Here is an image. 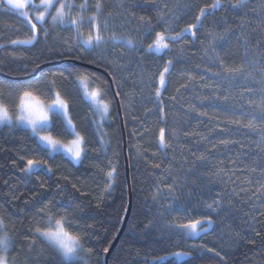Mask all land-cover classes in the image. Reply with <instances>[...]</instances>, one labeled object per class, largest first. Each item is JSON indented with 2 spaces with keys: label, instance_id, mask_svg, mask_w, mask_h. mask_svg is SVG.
Here are the masks:
<instances>
[{
  "label": "trees",
  "instance_id": "16d2710c",
  "mask_svg": "<svg viewBox=\"0 0 264 264\" xmlns=\"http://www.w3.org/2000/svg\"><path fill=\"white\" fill-rule=\"evenodd\" d=\"M72 2L78 5L83 0ZM215 2L124 0L121 7L120 0H105V14L111 11L113 17L112 31L104 35L107 38L114 32L116 40H109L92 55L78 50L74 31L52 26L50 20L44 25L50 33L47 39L38 32L32 45H12L13 39L29 38L30 25L15 12L0 9V73L11 77L0 76V84L22 91L38 81L55 79L54 91L68 101L75 130L84 137V154L75 164L64 154L49 151L46 156L37 151L30 129L0 125V215L7 225L0 236L6 232L12 240L9 264H46L51 254L48 242L33 236L31 230L34 218L39 220V208L49 201H63L61 213L74 218L73 229L82 236L84 249L79 264H105L103 249H110L128 211L122 129L109 82L95 71L77 65L74 69L88 77L91 90L101 89L109 104V113L101 118L93 104L81 98L83 92L77 93L72 78L60 77L74 61L66 55H81L80 62L107 71L115 77L120 93L133 200L129 221L109 264H144L145 254H150L151 264H193V245L205 246L198 251L195 264H264V143H258L264 136V121L253 119L264 106L260 92L264 84L252 82L264 80V72L252 80L245 78L252 58H264V0H248L239 10L208 8L201 18L203 28L194 30L195 38L185 33L179 42L166 41L170 50L144 51L155 32L175 35L196 23L200 8ZM72 15L78 12L74 10ZM141 15L154 28L150 38H145L148 25L140 23ZM161 15L164 20L159 19ZM37 27L41 25L37 23ZM81 32L82 39H87V25ZM225 32V38L215 39V47H211L213 37ZM65 39L72 43L71 53ZM127 39L134 41L135 48L119 46ZM113 45H117L114 50ZM169 59L173 64L163 88L159 73ZM109 61H113L111 66ZM51 62L61 64L24 79ZM116 64L123 68L117 70ZM225 67H240L243 74L225 72ZM157 87H161L160 97L155 95ZM32 90L47 99L43 84ZM249 123L254 127H245ZM161 129L166 149L159 143ZM51 131L63 143L74 139L59 124L51 126ZM28 159L45 160L52 172L39 168L34 174L22 171ZM214 199L220 208L218 215L211 214L209 230L191 238L176 227L189 219L204 220L205 205ZM181 205L183 212L177 211ZM207 248L214 251L207 252ZM175 253L189 256L182 260L169 257Z\"/></svg>",
  "mask_w": 264,
  "mask_h": 264
},
{
  "label": "snow or ice",
  "instance_id": "6c2138e0",
  "mask_svg": "<svg viewBox=\"0 0 264 264\" xmlns=\"http://www.w3.org/2000/svg\"><path fill=\"white\" fill-rule=\"evenodd\" d=\"M248 0H235L233 3L232 0H224V3H221L220 0H216L215 3L211 5H205L199 9V15L195 17L196 23L188 24L184 29L179 32H176L175 35L166 37L165 32H155V37L152 42L147 44V47L144 48L145 52L156 51L162 52L169 49V43L167 40L172 42H179L183 39L185 33H190L192 37H196V31L203 28V20L201 19L208 8L216 9L224 7L226 10H239L246 6ZM154 3V0H153ZM124 0H120V6L123 7ZM159 7V5H155ZM105 0H95L92 3V0H83V2L78 5L72 0H39L38 4H33L32 0H0V9L4 11H13L18 14L19 17H22L24 21L30 25V36L26 39H13L10 41L12 45H32L34 41L37 40V33L43 32L44 38L47 39L49 36V29L44 27L45 24L50 22L52 26H61L65 30L71 29L76 33L75 44L79 46V51H87L89 55H92L101 45H105L109 40H116V35L114 32L109 37H105V32H111L112 28L110 26V18L113 17L111 11L105 14ZM166 7V5H165ZM34 11V15L31 14L30 9ZM76 10L78 15L73 16L72 12ZM91 11V15L85 16L84 13ZM133 17L135 15L133 14ZM160 20H164L165 17L161 15ZM140 23L147 24L148 30L145 33V38H150L154 31L153 26L150 21H146L143 15L138 17ZM35 21V22H34ZM37 22L41 25L38 29ZM221 22H226L221 18ZM87 25L89 32L87 39H82L83 33L81 28ZM227 35V32L224 35L219 37H213V40L210 41V46L215 47V39H224ZM64 44L67 47V52L71 53L73 50L72 43L68 39L64 40ZM120 47H131L135 48L134 41L131 39L124 40ZM3 47V45H0ZM117 45H113V50ZM123 55V53L121 54ZM66 59H72L74 61H80L83 59V56L76 55L65 56ZM95 60L90 61L94 63ZM113 61L108 62V66H111ZM173 61L169 59L166 65L163 68V71L159 73V85L163 88H166V75L170 73L171 66ZM221 66L223 62L221 61ZM76 65L70 64L69 68L65 69L64 72H67V75H64V72L60 73V77L64 80L72 78L73 84L76 87L77 93L83 92L82 99L87 97L91 100L92 104L95 106V109L100 113L101 118L109 113V104L105 103L102 98V93L100 88H95L91 91H88L87 86L81 87L84 84L85 80H88L87 76H80L77 74L74 69ZM117 70L123 68L122 65L116 64ZM225 72L233 74H243V69L240 67H225ZM218 76L219 73H214ZM252 74L249 73L250 77ZM246 79L248 77H245ZM115 82V77L113 76L112 80L109 82V90H112V83ZM260 83L264 84V80ZM40 84H43L47 92V99L41 98L37 92L33 91V87H39ZM56 80L51 81H38L37 85L29 86L21 90H14L10 85L0 84V125L14 126L16 124L24 125L26 128L31 130V136L34 137L33 144L35 149L39 152H43L46 156L50 155L49 150L51 151H60L64 150L65 153L69 154L71 158L76 161H81L82 154H84V149L81 145L84 143V137L75 131V125L72 123V119L69 117V103L61 95L60 91H54V86ZM161 87H157L155 90V95L157 97L161 96ZM113 96H118L120 93L118 91L112 90ZM249 92H252L253 89L249 88ZM261 92V105H264V88L260 90ZM15 93V96H13ZM227 99V98H226ZM18 100V102H17ZM160 112H163V109H159ZM15 112V116L13 115ZM95 114V113H94ZM259 118L264 121V106L259 107L258 116H254L253 119ZM66 122L67 126H64ZM91 122V121H90ZM232 123L239 124V121H233ZM59 124L63 127V131L66 135L75 134V139L70 140L67 144L63 143L61 140L56 139L52 135L51 126ZM98 127V125H97ZM245 127L253 128L254 125L249 123ZM160 146L162 148H167L168 145L165 143L164 139V130L161 129ZM258 143H264V136H261V139ZM159 167V165H157ZM41 169L42 171L52 172L51 168L46 167V161L43 159H28L27 167L23 168L22 171L29 174H34V169ZM255 170V169H253ZM115 169L107 173L108 177H111ZM66 179V177H65ZM43 187V185H41ZM75 187V185H73ZM155 199V198H153ZM64 207L63 201L57 202L55 200L49 201L47 204H44L39 208V211L36 213V216L39 217V220L34 218V228L31 230L32 235L38 239H43L48 242V247L51 249L50 256L46 259V264H79V261L82 259L80 253L84 250L83 245L81 244L82 236L79 233H76L73 229L74 218L69 215L62 214L60 209ZM208 213L205 214L204 220L201 219H189L187 223H182L176 225L177 228L181 230H190L193 234H198V226L203 223H212L211 214H219L217 211L220 208V203L217 200H213L212 203L205 205ZM169 207L168 211H171ZM177 211H185L184 206L181 205ZM187 215V212H185ZM264 215V213H261ZM7 227L5 224V218L3 215H0V230H3ZM92 226H89L91 228ZM146 227H148L146 225ZM69 229H73L70 231ZM201 231H206V229L201 228ZM257 236L260 235L259 232L256 233ZM254 242V241H253ZM34 245V241H33ZM12 240L5 232L3 236H0V264H9L8 253L12 250ZM204 245L195 246L192 248L194 251L192 255L194 257L193 264L195 260L199 259L197 253L200 249H204ZM91 252V249L88 250ZM103 251L107 253L108 248H104ZM207 252H213V248H207ZM216 255L219 256L220 253L216 252ZM157 259L162 258L157 256ZM15 261V257H13ZM144 264H151L150 254H145Z\"/></svg>",
  "mask_w": 264,
  "mask_h": 264
},
{
  "label": "water",
  "instance_id": "95a60500",
  "mask_svg": "<svg viewBox=\"0 0 264 264\" xmlns=\"http://www.w3.org/2000/svg\"><path fill=\"white\" fill-rule=\"evenodd\" d=\"M73 63L75 65H77V66H80V67H83V68H86V69H89V70H92V71H95L97 73L102 74L103 76H105L107 78L108 82H110L112 80L111 75L107 71H105L104 69H101V68L96 67V66L91 65V64L82 63L80 61H73ZM57 64H61V62L46 63V64L40 66L32 75H30L29 77L24 78V79L35 77L44 68H47V67L53 66V65H57ZM0 76L6 77V78L8 77L7 75L2 74V73H0ZM8 78L11 79V77H8ZM21 79H23V78H21ZM112 90L117 91L114 83H112ZM112 94H113V91H112ZM113 98H114L115 105H116V108H117V113H118V116H119L120 126H121V129H122L123 149H124V158H125V164H126V175H127L128 192H129V206H128V211H127L126 217L124 219L123 225H122V227H121L116 239L112 243L109 251L105 254V264H109V258L111 256L112 252L114 251V249L116 248L118 242L120 241V239H121V237H122V235H123V233L125 231V228L127 226V223L129 221V218H130V215H131L132 200H133L132 199V191H131V183H130V168H129V158H128V150H127V136H126V130H125V125H124L122 106H121V101H120L119 95L115 96V97L113 96Z\"/></svg>",
  "mask_w": 264,
  "mask_h": 264
},
{
  "label": "rangeland",
  "instance_id": "374dc122",
  "mask_svg": "<svg viewBox=\"0 0 264 264\" xmlns=\"http://www.w3.org/2000/svg\"><path fill=\"white\" fill-rule=\"evenodd\" d=\"M32 3L33 4H38L39 3V0H32ZM29 10H30V12H31L32 15L35 14L34 11L31 10V8ZM49 20H50V18H49ZM21 46H25V45H21ZM263 67H264V58L263 57L252 58L251 64H250V66L248 68V71H247V77H248L247 79L248 80H252L253 78H257V76H258L257 73L258 74H263V72H264V70H262ZM249 73L252 74L250 77L248 76ZM262 79L263 78H261L257 82L256 81H252V82L255 83L256 85H260L261 84L260 82L262 81ZM84 86H87L88 91H91V89L89 88V83H88L87 80L84 81V84L81 87L83 88ZM85 98L88 99L87 97H85ZM88 100L91 102L90 99H88ZM69 117H70V115H69ZM16 125L26 128V126H24V125H19V124H16ZM2 126H4V125H2ZM74 139H75V134H74ZM65 144H67V143H65ZM81 147L83 148V144L81 145ZM49 151L52 154H54V153L64 154L67 158H69L75 164H78L80 162V161H76L75 159L71 158V156L69 154L65 153L64 150H62V149L60 151H51V150H49ZM210 226H211V223H203L202 225L198 226V229H197V233L198 234H193V233L190 232V230H184V231L187 233V235L189 237H191V238H198L201 233L205 232V231H201L200 229L203 228V229H206V231H207V230H209L211 228ZM188 256H189V254H185V253H175V254L169 255V257H175L178 260L185 259Z\"/></svg>",
  "mask_w": 264,
  "mask_h": 264
}]
</instances>
